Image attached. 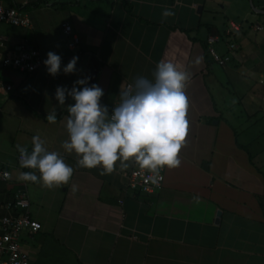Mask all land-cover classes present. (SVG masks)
Returning a JSON list of instances; mask_svg holds the SVG:
<instances>
[{
	"label": "crops",
	"instance_id": "obj_1",
	"mask_svg": "<svg viewBox=\"0 0 264 264\" xmlns=\"http://www.w3.org/2000/svg\"><path fill=\"white\" fill-rule=\"evenodd\" d=\"M3 1L22 6L31 27L0 23V33L14 45L25 38L42 59L32 71L0 69L11 85L0 89V162L9 172L0 179V214L25 187L29 214L40 222L20 236L29 264H264V0H249L251 8L247 0ZM165 9L175 15L163 17ZM64 21L76 37L71 48ZM230 21L238 25L237 48L219 65L205 37L222 35ZM213 47L227 53L224 38ZM49 51L61 57L56 76L43 63ZM73 56L76 71L65 74ZM160 61L191 74L180 167L165 168L161 185L144 192L126 185L135 163L121 170L118 161L106 175L78 166L79 157L62 148L75 101L59 105L57 87L87 77V86L103 89L100 102L111 113L125 83L153 79ZM34 135L73 167L68 185L49 190L18 179L29 169L17 163L16 146L31 150Z\"/></svg>",
	"mask_w": 264,
	"mask_h": 264
},
{
	"label": "clouds",
	"instance_id": "obj_2",
	"mask_svg": "<svg viewBox=\"0 0 264 264\" xmlns=\"http://www.w3.org/2000/svg\"><path fill=\"white\" fill-rule=\"evenodd\" d=\"M163 17L175 12L165 9ZM78 57L73 56L63 67L65 74L76 71ZM47 72L56 76L61 71V57L52 51L43 61ZM89 78L78 79L71 89L58 86L55 98L59 105L71 97L74 104L68 105L66 131L68 138L62 148L74 152L77 164L83 168L101 169V175L121 170L129 162L151 173V182L159 184L161 172L180 167V151L186 146L188 134V98L186 88L191 74L170 61L157 63L153 79L144 76L135 78L132 84L120 90V102L111 113L101 104L104 91L96 84L87 86ZM76 85H84L77 88ZM48 123L57 122L56 110L46 116ZM20 166L29 171L20 173L23 182L42 184L52 190L68 185L74 169L57 151H49L39 135L31 138V150L17 145ZM7 178V174H5ZM72 192L78 190L72 186ZM199 203V196L194 197Z\"/></svg>",
	"mask_w": 264,
	"mask_h": 264
},
{
	"label": "built area",
	"instance_id": "obj_3",
	"mask_svg": "<svg viewBox=\"0 0 264 264\" xmlns=\"http://www.w3.org/2000/svg\"><path fill=\"white\" fill-rule=\"evenodd\" d=\"M0 23L21 28H30V15L22 6L14 2H5L0 0ZM238 29V25L229 22L224 29L222 35L207 34L206 50L213 62L224 65L230 58L229 52L237 48L235 40H233L232 33ZM62 31L65 35H70L66 44L71 48L75 42L76 37L71 33L69 21L62 23ZM224 38L227 53L219 54L213 47V43ZM42 59L38 50L28 45L25 38H22L17 45L10 43L7 38L0 33V66L14 67L20 71H32L40 63ZM264 80V79H263ZM130 83H125V88ZM11 85L0 79V89H10ZM120 102L118 97L116 104ZM17 163L20 165L19 154L17 155ZM5 174H9L8 170L4 169L0 162V179H5ZM163 179V171L161 172ZM151 173L146 169L140 168L134 164L126 174V185L135 190L151 192L158 188L159 184L151 182ZM7 212L0 214V264H29L27 254L20 246V236L23 231L34 232L40 228V222L32 218L29 214L28 195L26 188L21 186L16 188L13 192L12 199L6 205Z\"/></svg>",
	"mask_w": 264,
	"mask_h": 264
},
{
	"label": "water",
	"instance_id": "obj_4",
	"mask_svg": "<svg viewBox=\"0 0 264 264\" xmlns=\"http://www.w3.org/2000/svg\"><path fill=\"white\" fill-rule=\"evenodd\" d=\"M200 9V4L197 5L196 7V10L198 11ZM203 166H205V163H203ZM219 215V210L216 211V214H215V219L218 217Z\"/></svg>",
	"mask_w": 264,
	"mask_h": 264
},
{
	"label": "rangeland",
	"instance_id": "obj_5",
	"mask_svg": "<svg viewBox=\"0 0 264 264\" xmlns=\"http://www.w3.org/2000/svg\"><path fill=\"white\" fill-rule=\"evenodd\" d=\"M247 6L248 7H250L251 8V5H250V2H249V0H247ZM0 69H3V73H4V71H5V68H4V66H0ZM3 73L1 74V76H3ZM260 143H261V141H260Z\"/></svg>",
	"mask_w": 264,
	"mask_h": 264
}]
</instances>
